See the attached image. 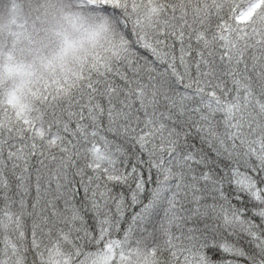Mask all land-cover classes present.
I'll use <instances>...</instances> for the list:
<instances>
[{
	"label": "snow or ice",
	"instance_id": "1",
	"mask_svg": "<svg viewBox=\"0 0 264 264\" xmlns=\"http://www.w3.org/2000/svg\"><path fill=\"white\" fill-rule=\"evenodd\" d=\"M0 264H264V0H0Z\"/></svg>",
	"mask_w": 264,
	"mask_h": 264
}]
</instances>
